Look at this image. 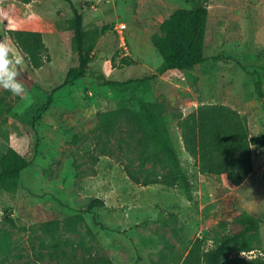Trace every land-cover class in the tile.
I'll return each instance as SVG.
<instances>
[{"label": "rangeland", "instance_id": "374dc122", "mask_svg": "<svg viewBox=\"0 0 264 264\" xmlns=\"http://www.w3.org/2000/svg\"><path fill=\"white\" fill-rule=\"evenodd\" d=\"M203 2L208 8L205 60L191 70L161 71L168 37L163 21L177 9ZM85 26L101 34L88 66V82L64 83L77 64L74 31L65 0H0V39L23 55L18 80L24 96L0 87L12 111L0 114L9 143L29 160L18 190L0 185V227L11 231L12 252L0 250V264H58L57 240H85L115 264H154L166 242L186 252L195 238L216 245L223 232H236L247 211L258 221L250 256L264 255V146H254V170L231 186L225 173L204 174L187 151L178 114L201 103L230 105L247 117L253 135L264 133V0H74ZM124 23V26L121 24ZM40 30L49 60L34 67L11 31ZM139 98L158 104L169 138L191 181V192L163 183H137L126 167L161 175L173 165L165 152L142 163L141 146L124 140L128 108ZM115 109L116 123L105 112ZM108 150V153H103ZM94 198L105 205L89 209ZM81 217L71 229V215ZM12 216L13 227L6 216ZM57 222L53 236L48 220ZM81 248H79L80 251ZM53 253V254H51ZM79 253V252H78Z\"/></svg>", "mask_w": 264, "mask_h": 264}, {"label": "trees", "instance_id": "16d2710c", "mask_svg": "<svg viewBox=\"0 0 264 264\" xmlns=\"http://www.w3.org/2000/svg\"><path fill=\"white\" fill-rule=\"evenodd\" d=\"M30 3L33 0H21ZM70 2L73 9L68 19L70 28L74 31L73 49L77 54V64L72 65L65 77L64 83L75 84L78 81L88 82V66L93 56L94 48L101 34L99 28H87L83 10ZM208 8L204 3L193 8L177 9L170 18L163 21L161 27L168 37H159L156 43L163 50L161 71L168 69L191 70L205 60L204 41L206 38ZM14 41L28 56L34 67H40L49 60V49L40 30L17 29L11 31ZM259 91L264 90L259 85ZM140 111L128 108L126 134L124 140L129 144L141 146L142 163L151 152L153 144L156 153L165 152L173 161V165L164 174L151 175L126 167L129 177L137 183H163L168 186H181L191 192V181L185 172L179 154L169 138L168 128L162 111H155L158 104L145 98H139ZM12 111V106L0 98V114ZM110 124L116 123L118 113L111 108L105 112ZM178 126L181 128L184 145L194 157L204 174L227 175L231 186L243 183L254 170V146H264V133L253 135L249 120L230 105L212 102L201 103L187 114H178ZM8 130L0 127V185L4 189L18 190L22 171L29 165V160L9 143ZM103 153H108V150ZM105 205L103 198H94L88 208ZM81 215L69 217L68 224L75 229ZM13 227L18 226L12 216H6ZM237 220L240 227L236 232H223L215 246L206 247V241L197 237L186 252H181L166 242L164 249L154 264H264V255L258 254L251 260L240 254L241 251L253 249L254 231L258 229L257 219L247 211H242ZM48 227L53 236L56 234L57 222L48 220ZM68 241L57 240L51 248L56 249V256L61 259L58 264H115L112 257L96 250L86 243H71L69 250L65 249ZM79 248L80 251H79ZM0 250L12 252L11 231L0 227ZM79 252V253H78ZM53 254V253H51ZM250 256V255H249Z\"/></svg>", "mask_w": 264, "mask_h": 264}, {"label": "clouds", "instance_id": "9594fccd", "mask_svg": "<svg viewBox=\"0 0 264 264\" xmlns=\"http://www.w3.org/2000/svg\"><path fill=\"white\" fill-rule=\"evenodd\" d=\"M23 64V55L15 50L7 37L0 39V87L26 99L24 85L18 80ZM241 255L248 260L253 258L243 252Z\"/></svg>", "mask_w": 264, "mask_h": 264}, {"label": "built area", "instance_id": "2783aa9c", "mask_svg": "<svg viewBox=\"0 0 264 264\" xmlns=\"http://www.w3.org/2000/svg\"><path fill=\"white\" fill-rule=\"evenodd\" d=\"M121 25L124 26V23H122Z\"/></svg>", "mask_w": 264, "mask_h": 264}]
</instances>
